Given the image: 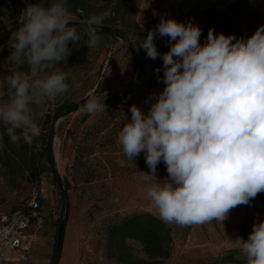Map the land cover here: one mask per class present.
<instances>
[{"label":"clouds","instance_id":"1","mask_svg":"<svg viewBox=\"0 0 264 264\" xmlns=\"http://www.w3.org/2000/svg\"><path fill=\"white\" fill-rule=\"evenodd\" d=\"M67 4H29L10 35V74L0 75V94L7 97L0 100V151L5 135L13 144H32L41 134L38 119L46 102L69 91L70 73L55 67L66 61L69 42L80 41L77 28L69 26ZM109 15L84 21L88 48L98 45ZM157 35L169 37V51H158ZM200 36L199 26L171 18L148 31L137 50L162 59L165 87L149 98L146 114L133 104L131 119L117 135L125 157L145 154L150 172H142L144 178L163 181L147 188L159 218L181 227L222 224L232 209L264 192V25L247 39L217 35L212 28L204 44ZM50 68L55 70L47 73ZM98 87L85 93L82 115L106 111L108 93ZM161 161L168 173L163 180L155 175ZM239 240L247 264H264V221Z\"/></svg>","mask_w":264,"mask_h":264},{"label":"rangeland","instance_id":"2","mask_svg":"<svg viewBox=\"0 0 264 264\" xmlns=\"http://www.w3.org/2000/svg\"><path fill=\"white\" fill-rule=\"evenodd\" d=\"M28 2L32 4V0ZM22 3L24 5V0ZM105 11L110 15L102 27L108 31L100 32L109 36L98 34V45L88 48L86 29L76 27L79 43L69 42L70 53L66 61L55 66L70 73L69 91L49 99L44 107L45 113L52 114L57 106L79 102L85 93L98 86L99 92L106 91L108 95L120 91L126 95L123 102L106 107L103 113L89 116L82 115L79 110H68L54 124L55 171L68 189L69 201L58 264H118L106 252L109 228L140 213L159 218L147 196V188L163 181L144 178L142 172L149 173L150 169L143 152L130 160L117 144L118 132L131 119L130 107L135 104L146 114L151 103L149 98L165 87L162 59H150L142 48L137 50L148 31L154 30L161 18L175 19L183 24L191 22L200 27V43L204 44L210 28L217 35L223 33L247 39L264 25V0H88L81 4L79 15L71 14L70 19L71 22H82L80 19L86 20ZM21 13L19 10L12 19L18 23ZM8 19L0 16V23H3L0 75L10 74L9 56H4L11 55L12 49L5 39L14 28ZM154 43L161 54L169 51V37L157 35ZM131 51L137 55L143 51L145 55V66L137 85V66ZM21 70H25V66ZM54 70L50 68L47 73ZM3 96L0 94V100ZM41 121L38 119L40 128ZM56 151L60 152L59 163ZM155 175L161 180L168 178L163 161L157 165ZM34 188L35 179L28 170L0 167V211L22 208ZM49 209L50 204H47L43 213ZM59 213L60 206L51 217L52 221L45 220L40 235L29 246L26 260L16 264L49 263L56 236L53 222ZM260 221H264V192L249 205L232 209L222 224L213 220L203 225L181 227L165 222L172 232L175 247L170 259L163 264H247L239 239L246 240L253 224ZM127 245L133 257L146 260L138 243L129 241Z\"/></svg>","mask_w":264,"mask_h":264},{"label":"trees","instance_id":"3","mask_svg":"<svg viewBox=\"0 0 264 264\" xmlns=\"http://www.w3.org/2000/svg\"><path fill=\"white\" fill-rule=\"evenodd\" d=\"M87 1L88 0H68L67 7L70 14L79 15L78 10L81 4ZM38 2L39 0H32L31 3ZM50 2L51 0H45L46 5ZM23 9H25V6L22 0H0V16L10 19L14 31H16L20 25L17 21L12 19V16ZM80 20L82 22L85 21V19ZM2 28L3 23H0V30ZM98 34L109 36L100 31ZM9 39L10 35L5 40L9 41ZM8 56L10 55L5 54L4 57L7 58ZM138 57L144 68L145 55L143 51L139 53ZM6 99V96L2 98V100ZM125 99V92L120 91L107 95L105 104L106 107H109L121 103ZM83 102L85 101L81 100L71 104H61L54 109L52 114L45 113L43 118H41V134L38 138H35L30 145L25 144L23 141L19 144H13L5 135L3 139L4 148L0 151V167L8 170L12 167L18 170H28L30 176L35 179L34 189L38 186L41 178L44 177L48 180L50 185V200L48 202V204H50V209L44 214L45 220L49 218L48 220L52 221L51 217L55 216L60 206L59 217L53 222L56 236L52 256L48 264H58L61 245V241L58 244V237L60 231L63 233L69 216L68 189L61 183L55 171V162L52 152L54 124L64 112L73 109ZM0 132H3L2 126H0ZM22 208L13 209L9 211V213L21 210ZM129 241L136 242L142 247L146 260L133 257L127 245ZM174 247L175 243L170 228L165 222L149 213H140L126 217L119 223L111 226L107 233L106 252L118 264H163L164 261L170 259L172 256ZM229 262L235 263V261L232 260H229Z\"/></svg>","mask_w":264,"mask_h":264},{"label":"built area","instance_id":"4","mask_svg":"<svg viewBox=\"0 0 264 264\" xmlns=\"http://www.w3.org/2000/svg\"><path fill=\"white\" fill-rule=\"evenodd\" d=\"M49 200L50 185L43 177L21 210L11 213L0 211V264L26 260L29 246L43 230V211Z\"/></svg>","mask_w":264,"mask_h":264},{"label":"water","instance_id":"5","mask_svg":"<svg viewBox=\"0 0 264 264\" xmlns=\"http://www.w3.org/2000/svg\"><path fill=\"white\" fill-rule=\"evenodd\" d=\"M29 4H30V3L28 2V0H24V6H25V8H26ZM83 23H84V22H70V26H75V27H81V28H84V27H82ZM100 31H106V32H107L108 29L102 27V29H101ZM131 53H132V58H133V60H134V62H135V64H136V66H137V72H136V77H135V85H137L138 82H139V80H140V77H141V73H142V70H143V66H142V63H141V61H140L138 55H137L135 52H133V51H131ZM83 100H84V99H83ZM83 103H84V102H83ZM83 103H81V104L75 106V107H74L73 109H71V110H75V111L79 110L80 106H81ZM71 110H69V112H71ZM61 238H62V231H60V234H59V237H58V244L60 243Z\"/></svg>","mask_w":264,"mask_h":264},{"label":"bare ground","instance_id":"6","mask_svg":"<svg viewBox=\"0 0 264 264\" xmlns=\"http://www.w3.org/2000/svg\"><path fill=\"white\" fill-rule=\"evenodd\" d=\"M60 153V152H59ZM58 153V151H56V153H55V156H56V160H57V162L59 163V161H60V154ZM61 162V161H60ZM60 165V164H59Z\"/></svg>","mask_w":264,"mask_h":264},{"label":"crops","instance_id":"7","mask_svg":"<svg viewBox=\"0 0 264 264\" xmlns=\"http://www.w3.org/2000/svg\"><path fill=\"white\" fill-rule=\"evenodd\" d=\"M3 97H5V96H3ZM3 97H2V98H3Z\"/></svg>","mask_w":264,"mask_h":264}]
</instances>
